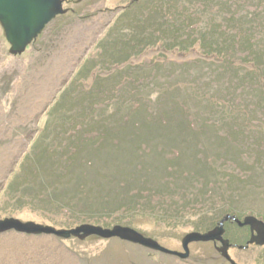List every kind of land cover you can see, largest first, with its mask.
<instances>
[{
  "label": "rangeland",
  "instance_id": "rangeland-1",
  "mask_svg": "<svg viewBox=\"0 0 264 264\" xmlns=\"http://www.w3.org/2000/svg\"><path fill=\"white\" fill-rule=\"evenodd\" d=\"M61 1L62 8L67 13L57 16L46 25L42 33L25 48L22 55L9 54L10 45L2 35L0 27V220L13 218L21 223L30 222L55 230H73L81 225L99 226L104 229L121 226L156 241L166 249L181 253H183L181 240L187 234L195 232L188 224L171 228L148 216H133L126 219L128 225L109 227L101 225L103 222L80 223L79 220H83V217H95L96 220L103 221L99 218L103 215L100 210H92L91 214L84 213L80 206L77 208L78 216L81 217L79 219L78 216L62 211H50L41 205L33 210L20 209L19 203L26 200L18 199L19 196L16 198L14 195L16 190H13V187L9 189V185L21 189L29 182L35 187L19 169L26 157H29L27 160L31 163H37L34 157L36 155V159L39 158L41 162L35 180L44 185L40 192L45 191L46 174L59 177V172L61 177H65V183L61 184L58 180L46 187L58 190L60 197L64 193L69 198L70 190H77V183L82 181L87 183L92 178L96 181V189L90 193L99 198L112 197L113 193L106 186L113 184L112 175L120 170L119 165L124 161L132 163L131 169L125 167L129 171H135L137 166H142L143 173L147 172L151 180L156 179L155 183L166 181L172 176L171 172L177 174L176 178L179 177L178 182L183 186L188 185V181L194 180L198 175L209 181L219 182L220 184L208 185V189L212 188L215 191L213 209L219 215L213 228L227 215L240 222L251 216L264 222V102H259L256 96L255 98L253 96L258 93L257 86L254 87L255 91H252V85L247 86V83L237 84L233 82L234 80L218 82L215 78L217 69L224 62L228 65L232 63L233 68L244 69L248 72L246 75L252 74L255 71L253 64L248 61L242 62L247 60L248 55H242L240 59L217 54L205 55L198 43L186 51L165 50L157 43L156 46H148L120 67L114 66L109 71L99 66L101 50L98 45L112 38L114 26L123 27L125 33L129 35L128 29L134 25L131 18L147 13L155 17L157 25L162 28L165 10L172 17L175 12L160 5L158 0ZM262 36L264 37V34ZM197 61L205 65L199 63L195 65L194 62ZM94 62L97 63V67L93 64L91 68L93 72H90L89 76L77 75L82 66ZM158 64L163 67L159 68ZM126 65L134 67L133 73L139 78L145 79L146 74L149 80L154 81L150 88H143L147 103L145 106L149 108L152 119L151 114L146 115L140 111L130 119L131 122L126 127L121 128L119 125L113 127L118 135V147L103 142L95 150V141L91 146H86L92 151L91 155L95 154L93 158L87 159L92 163L89 167L80 164L83 157L77 156L74 164L63 168L61 162L41 156V148L34 149L33 141H37L40 134L47 132L44 128L47 116L51 112L49 109L61 94V89H66L70 83L81 87L80 95L73 96L81 98L80 103L74 102L72 108L73 112L77 113L79 106L83 112L87 106L88 96L85 95L94 88L95 78L98 76L105 78L114 70L124 68ZM152 65L155 67L152 68ZM181 65L187 66L181 68ZM215 65L219 67H214ZM140 66L145 69L148 66L150 69L144 72L142 68L139 69ZM162 85L167 87L174 85L175 90L167 88L160 92L158 88H162ZM225 88L235 99L232 106L244 114L233 118L227 117L226 113L220 115L219 108L212 112L210 105L203 100L204 96L212 95L214 98H221L220 101L223 103L228 99ZM104 110L105 112L101 113L104 114L102 116L106 122L112 121L111 125L124 123L123 114L126 112L120 110L117 116H111L116 115L115 107ZM104 129L105 131L92 130L94 134L105 137L104 133L112 129L109 127ZM56 130H51L52 134ZM47 138L49 137L45 139ZM57 139L50 140V144L46 145L47 149L55 147L58 141L61 142H59L61 147L64 138ZM82 154L84 150L81 151L80 155ZM109 155L115 162L111 167H107L103 162L104 158L106 161L110 159ZM123 157L126 159L123 160ZM56 166L62 167L63 170L67 168L68 173L61 174L62 169ZM186 174L191 176L186 178ZM190 184L195 185L196 190L200 185L194 181H190ZM30 192L31 190L23 191L22 195ZM114 217L116 216H112ZM202 219V216H195L188 221L197 225ZM235 220L229 219L223 223L222 235L229 243L227 255L231 262L264 264V246L249 245L248 241L246 242L250 234L249 228L239 227ZM213 245L212 242L191 243L188 246V258L180 260L118 239L103 240L90 236L80 241L74 237L62 239L42 233L27 235L8 231L0 234V264H231L217 253ZM216 246L221 247L220 243Z\"/></svg>",
  "mask_w": 264,
  "mask_h": 264
},
{
  "label": "trees",
  "instance_id": "trees-1",
  "mask_svg": "<svg viewBox=\"0 0 264 264\" xmlns=\"http://www.w3.org/2000/svg\"><path fill=\"white\" fill-rule=\"evenodd\" d=\"M158 3L166 6L169 11H174L175 15L172 17L165 10L166 15L162 16V28L157 25L158 22L152 15L150 16L146 13L134 16L131 18L134 25L133 27L131 26V29H128L129 35L125 33L126 31L123 27L114 26L112 38L98 45L101 50L99 54L101 58L99 66L101 68L105 67L111 71L114 66L120 67L135 54L138 55L148 46H156L157 43H160L165 50L180 49V51H186L198 43L205 55L217 54L228 58L233 57L234 59L235 57L240 59L245 54L248 55L246 57L247 60L242 62L248 61L253 64L255 71L252 74L246 75L247 71L244 69L233 68L232 63L231 66L224 62L220 67L214 66L219 67L215 78L218 82L221 80L232 82L234 80L233 82L237 84L247 83V86L252 85V91H255L254 87L257 86L258 93L253 96L254 98L256 96L259 102H264V37L262 36L264 34V0H158ZM129 10L133 9L129 8ZM192 10L193 12H191ZM126 15L129 16L128 14ZM198 63L205 65V63L200 61L194 62L195 65ZM93 64L97 67L96 62L87 63L82 66V70L80 69L77 75L81 77L89 76L90 72H93V69H91ZM157 66L159 68L163 67L159 64ZM184 66L187 65H181V68H184ZM210 66L213 67V65ZM151 67L154 68L155 65ZM141 68L144 72L146 70L148 72L150 69L148 66L147 69L143 68V66H140L139 69L142 70ZM133 70H135L134 67L126 65L124 68L121 67L118 70H114L113 73L105 78L99 76L95 78L94 88H91L89 93L85 95L88 96L87 106L83 112L78 105H75L78 106L77 113L73 112L72 108L74 102L80 103L79 100L81 98L77 99L73 98V96H76V94L77 96L80 95V92H82L81 87L76 86L75 83H70L66 89H61V94L49 109L51 112L47 116L44 128V131L47 130V132H43L44 134H40L39 139H36L37 141H33L34 149L41 148V156L47 159L53 158L56 162H61L63 168L66 165L68 168V166L76 162L77 156L83 157L80 164L88 167L92 165L87 159L93 158L95 154L91 155L92 151H89L86 146H91L94 141L96 142V149L93 148L95 150L103 142L112 143L114 147H118V135H116L114 128L117 125L122 126L121 128L126 127L131 122L130 119L134 115L139 114L140 111H143L146 115L151 114L149 108L145 106L147 104L145 102L146 96L144 97L143 93L146 88H150L152 84L154 85V81L149 80L146 74L145 79L139 78L133 73ZM242 71H245L243 72L244 75L240 74ZM173 86L162 85V88L158 89H160V92H164L167 88H169L168 90L173 89ZM176 89L178 88L176 87ZM173 90H175V87ZM225 90L228 99L224 100L223 103L220 101L221 98L217 99L212 95L204 96L203 100L210 105L212 112L217 111L219 108L220 115L226 113L227 117L233 118L239 114H244L232 106L235 99L226 88ZM112 107L116 108V112H114L116 115L111 116H117L120 110L126 112L123 114L124 123L119 122L111 125L112 121L106 122L103 120L104 114L101 112H105V108L109 109ZM151 116L152 114L150 119H152ZM109 119L111 118L109 117ZM103 123L107 126H104ZM104 127L112 129L104 133L105 137L93 133L92 129L105 131ZM53 129L57 130L52 134L51 130ZM58 129H61V131ZM46 137L49 138L45 139ZM59 137L64 138L62 144L64 143L65 145L61 144L60 147L61 142L58 141L55 147L47 149L46 145L50 144L49 141H56ZM73 147L75 148L71 149ZM83 150L84 154L80 155ZM34 157L37 163H31L27 160L29 157H26L22 160L19 171H22L23 175L26 174L27 180H31L30 182H33L35 187L31 186L29 182L25 183L21 189L9 185V189L13 187V190H16L14 193L16 198L19 196L18 199L26 200V202H23L24 204L21 203L22 205L19 203L20 209L28 208L33 210L41 205V207L48 208L50 211L57 210L78 216L79 210L77 211V208L80 206L79 208L82 207L81 210L84 213L91 214L92 210H100L99 212L104 215L99 217L103 221L96 220L95 217H83V220H79L80 223L94 221L99 224V222H103L101 225L109 227L120 224L128 225L126 219L133 216H148L171 228H179L188 224L193 231L201 233L213 228L219 216L217 211L213 209L214 197H216L215 191L212 188L208 189V185L212 186L220 183L199 177L200 175L194 180H190L200 184L197 190L194 187L195 185L190 184V181H188L189 183L186 186L179 184V177L176 178L177 174L175 172H171L170 175L172 174V176H169L163 183L160 181L155 183L156 179L151 180L147 176V172L143 173L142 166H137L135 171H129L125 167L131 169L132 163L123 161V164L119 165L121 166L120 170L112 175L113 184L106 186L113 193L112 197L99 198L94 193H90L91 190L96 189V181L92 178L87 183L84 181L77 183L78 188L77 190L74 189L76 192L70 190L71 196L68 198L66 194L63 193L60 197L58 190L56 192L53 188L49 189L46 187L53 185L58 180L61 184L65 183V177H61L59 172V177L53 176V174H46L47 185L44 188L45 191L40 192L44 185L37 182L35 178L36 171L40 169L39 163L41 160L39 158L37 160L36 155ZM109 158L112 160L108 159L106 161L104 158L103 161L107 167L115 164L111 155H109ZM57 167L62 169L60 171L61 174L68 173L67 168L63 170L62 167ZM45 170H47V167ZM185 176L187 178L191 175L186 174ZM12 181L16 182L14 179ZM90 183L93 184L91 185ZM27 190H31V192L29 194H26V192L22 195V192ZM95 206L99 207L96 208ZM112 216L116 217L112 218ZM195 216L203 217L197 225L188 221V219ZM79 218L81 217L78 216L77 219ZM105 219L108 221H105ZM49 221L54 222L53 220ZM77 223L74 222L73 224Z\"/></svg>",
  "mask_w": 264,
  "mask_h": 264
},
{
  "label": "water",
  "instance_id": "water-1",
  "mask_svg": "<svg viewBox=\"0 0 264 264\" xmlns=\"http://www.w3.org/2000/svg\"><path fill=\"white\" fill-rule=\"evenodd\" d=\"M61 0H0V27L6 41L10 45L11 56L22 55L25 48L42 33L46 25L59 15H65L67 11L62 8ZM235 220L227 215L220 224L210 232L187 234L181 240L183 253L172 251L160 246L156 241L146 238L141 234L126 227L115 226L112 229H104L99 226L81 225L73 230H55L51 227L36 225L34 223H21L13 218L0 220V234L16 232L27 235H53L62 239L71 237L84 241L90 236L103 240L118 239L123 242L140 245L149 251L186 260L189 256L188 246L191 243H214L217 253L226 261L231 262L227 251L228 241L223 239V223L227 220ZM239 227H248L250 231L249 245L264 246V223L254 217H245L241 222L235 220ZM221 247L217 248L216 244Z\"/></svg>",
  "mask_w": 264,
  "mask_h": 264
},
{
  "label": "flooded vegetation",
  "instance_id": "flooded-vegetation-1",
  "mask_svg": "<svg viewBox=\"0 0 264 264\" xmlns=\"http://www.w3.org/2000/svg\"><path fill=\"white\" fill-rule=\"evenodd\" d=\"M247 229H248V228H247ZM248 230H249V229H248ZM248 233H250V232L248 231ZM249 237H250V234H249L248 239L246 240V242L249 241ZM213 246H214V248H215V250H216L215 245H213Z\"/></svg>",
  "mask_w": 264,
  "mask_h": 264
},
{
  "label": "bare ground",
  "instance_id": "bare-ground-1",
  "mask_svg": "<svg viewBox=\"0 0 264 264\" xmlns=\"http://www.w3.org/2000/svg\"><path fill=\"white\" fill-rule=\"evenodd\" d=\"M59 16H61V15H59Z\"/></svg>",
  "mask_w": 264,
  "mask_h": 264
}]
</instances>
